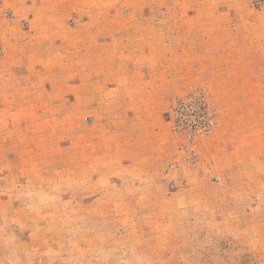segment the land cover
Instances as JSON below:
<instances>
[{
  "label": "rangeland",
  "instance_id": "obj_1",
  "mask_svg": "<svg viewBox=\"0 0 264 264\" xmlns=\"http://www.w3.org/2000/svg\"><path fill=\"white\" fill-rule=\"evenodd\" d=\"M0 264H264V0H0Z\"/></svg>",
  "mask_w": 264,
  "mask_h": 264
},
{
  "label": "crops",
  "instance_id": "obj_2",
  "mask_svg": "<svg viewBox=\"0 0 264 264\" xmlns=\"http://www.w3.org/2000/svg\"><path fill=\"white\" fill-rule=\"evenodd\" d=\"M112 65L108 64L105 66V68L102 67V71H99L98 74L102 75V74H107V75H111L113 72L112 69ZM156 69H158V66H156Z\"/></svg>",
  "mask_w": 264,
  "mask_h": 264
}]
</instances>
